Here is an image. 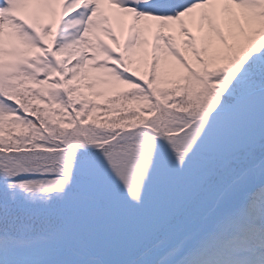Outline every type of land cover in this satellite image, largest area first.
Returning a JSON list of instances; mask_svg holds the SVG:
<instances>
[{
	"label": "snow or ice",
	"instance_id": "obj_1",
	"mask_svg": "<svg viewBox=\"0 0 264 264\" xmlns=\"http://www.w3.org/2000/svg\"><path fill=\"white\" fill-rule=\"evenodd\" d=\"M0 264H264V0H0Z\"/></svg>",
	"mask_w": 264,
	"mask_h": 264
}]
</instances>
